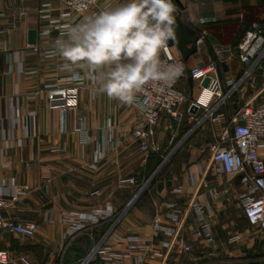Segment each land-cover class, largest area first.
Returning <instances> with one entry per match:
<instances>
[{
	"label": "crops",
	"instance_id": "obj_1",
	"mask_svg": "<svg viewBox=\"0 0 264 264\" xmlns=\"http://www.w3.org/2000/svg\"><path fill=\"white\" fill-rule=\"evenodd\" d=\"M41 1H0L2 11L20 6L27 9L23 20L14 25L8 35L0 38V129L11 126L15 120L13 118L19 117L20 127L16 134L18 137L28 135L25 145L10 149L12 163L2 170L1 175L26 182L33 188V198H20L15 206L4 211V215L16 221H33L38 224L32 238L0 232V248L8 250L14 257L26 254L28 260L24 264H44L50 254H57L61 262L66 239L64 233L69 224L66 221L48 223L45 210L49 206L63 215L113 211L111 218L71 234L75 238L86 235L88 239L86 247L74 250L80 257H72V263L68 264L88 255L114 223L122 227L132 226V234L153 235L155 241L160 243L163 236L153 225L156 220L163 223L168 221L163 214L169 211L168 204L174 201L181 212L179 233L191 244L192 251L185 256L181 246L174 244L164 260H147L144 264L222 262L215 252L206 248L203 241L192 234L194 214L189 205L190 199H179L173 191L189 166L197 169L198 163L203 162L209 167V154L203 150L207 145L187 135L189 129L186 127H190L193 121L184 115L181 123L170 128L171 118L165 115L155 125L154 139L161 146L160 152L164 157L171 136L184 139L185 142L162 175L144 188L147 182L145 177L154 169L157 156L145 154L132 134L134 127L142 121L139 108L134 104L110 99L106 94H94V89L99 85L88 77L87 68H63L65 61L56 49V31L49 36L40 35L41 29L48 23L38 13ZM125 2L100 0V5L104 8L116 7ZM181 3L183 9L177 13L184 24L194 31V36L204 35V42L188 58L184 57L176 44L170 42L171 53L184 59L188 67L206 64L211 58H217L219 64L225 63L227 67V70L222 69V80L236 79L241 73L237 44L253 21L264 25V0H181ZM52 5L55 8L52 14L56 17L59 1L52 0ZM31 29L36 30L35 44L28 42V31ZM214 48H222L219 57L214 54ZM53 49L56 50L55 55H45L46 50ZM162 55L163 50L160 53ZM76 71L85 77V87L79 93L76 109L65 112L51 108L45 94L37 102L29 99L37 89ZM189 77L186 76L180 82L188 100L206 99L204 86L197 79H193L191 84ZM261 86L258 84L246 88H250V93L256 92L260 96L264 94ZM245 94L239 95L238 100H232L229 105H224L222 110L226 116L234 110L236 104L248 99L249 95ZM186 108L187 103L180 109L185 112ZM31 113H34V117ZM81 124L86 127L87 138L78 129ZM200 125L201 128L204 126L202 123ZM95 157L99 159L95 161ZM30 158H33L32 163L27 166L26 162ZM131 177L136 178L134 184L122 182ZM224 188H229L228 193H223ZM218 189L219 193L213 201L216 237L223 242L234 232H240L243 236L235 246L225 248L223 244L220 245L222 255L229 258L230 263L240 261L234 258L247 256H253L251 258H254V262L263 261V256H256L264 254V238L248 224L243 214L239 199L242 187L238 176L221 174ZM48 199L50 203L44 205ZM221 206L225 208L221 209ZM234 248L235 252L230 254L229 250Z\"/></svg>",
	"mask_w": 264,
	"mask_h": 264
},
{
	"label": "built area",
	"instance_id": "obj_2",
	"mask_svg": "<svg viewBox=\"0 0 264 264\" xmlns=\"http://www.w3.org/2000/svg\"><path fill=\"white\" fill-rule=\"evenodd\" d=\"M58 1L56 17L52 14L55 9L52 0H42L38 6L39 15L48 22L47 26L41 29L40 35L45 37L56 31L55 42L67 39L68 29L80 24L86 16L104 9V6L100 5V0ZM26 14L27 9L23 6L8 8L6 11L0 9V38L8 35L12 27L20 23ZM203 42V34L196 36L194 45L197 50ZM35 48L40 49V47ZM213 50L217 57L222 54V48ZM237 52L243 71L240 77L223 81L218 76L217 58H211L206 64L188 67L184 59L171 53L169 41L168 51H163L160 58L165 64L182 65L183 71L172 80L149 82L137 94L133 103L139 108L142 121L134 127L132 134L145 154L161 150V146L154 139V127L163 116H170V128L176 123H181L184 115L198 124L211 121L215 130L214 141L203 148L209 154L210 168L203 162L198 163L197 169L189 166L173 191L179 199H190L189 205L194 214L191 232L203 241L206 248L218 255H222L220 245L223 244L225 248L235 246L243 238L240 232H234L220 242L214 231L213 201L219 193L218 185L223 173L238 176L242 187L239 199L243 214L248 224L264 238V100L253 104L258 94L251 92L248 99L236 104L234 110L227 116L222 110L236 92L245 94L246 86L254 87L261 84V89L264 91V25L262 23L253 21L249 25L237 44ZM55 54V49L45 51L47 56ZM186 76L199 80L201 85L205 78H209V83L204 86L207 98L203 101H191L184 112L180 108L187 103L188 96L180 87V82ZM84 87L85 77L76 71L37 89L29 99L37 102L40 96L45 94L51 108L68 112L77 108L78 96ZM202 109L204 111L200 113ZM31 114L34 117V113ZM13 119L15 120L11 126L0 129V232L32 238L37 231L36 222L16 221L4 215V211L15 206L20 198L24 196L33 198V188L28 183L1 175L2 170L12 163L13 156L10 149L23 146L27 142L28 135L18 137L16 134V130L20 127V118ZM78 129L84 132V137L87 138L85 125L81 124ZM174 139L175 136H171L169 142L172 143ZM97 159L99 157H95V161ZM32 160L33 158H30L26 165L30 166ZM122 182L134 184L136 178H125ZM222 191L228 193L229 188H224ZM49 203L48 199L43 204ZM168 207L169 211L163 214L168 221L163 223L156 220L153 225L154 229L163 236L160 243L155 241L153 235L132 234L130 233L132 226L122 227L119 223H114L88 255L81 259L80 264H141L147 258L164 260L174 244L181 246L184 255H188L192 251V246L179 233L181 212L174 201L170 202ZM224 208L221 206V209ZM112 216V210L95 211L89 215L58 214L51 206L45 210V220L48 223L68 222L69 228L64 233L66 236ZM235 249L229 250L230 254H233ZM27 260L26 254L14 257L8 250L0 248V264H24ZM44 264H61V262L56 255L50 254Z\"/></svg>",
	"mask_w": 264,
	"mask_h": 264
},
{
	"label": "clouds",
	"instance_id": "obj_3",
	"mask_svg": "<svg viewBox=\"0 0 264 264\" xmlns=\"http://www.w3.org/2000/svg\"><path fill=\"white\" fill-rule=\"evenodd\" d=\"M173 0H126L86 16L56 41L63 68H87L95 93L133 104L149 82L177 77L183 66L165 64L161 51L176 42Z\"/></svg>",
	"mask_w": 264,
	"mask_h": 264
},
{
	"label": "rangeland",
	"instance_id": "obj_4",
	"mask_svg": "<svg viewBox=\"0 0 264 264\" xmlns=\"http://www.w3.org/2000/svg\"><path fill=\"white\" fill-rule=\"evenodd\" d=\"M240 71L241 72L243 71V66L241 64H240ZM240 75H241V73H240ZM240 75H238V77H240ZM245 93H246V96H248L249 93H250V88H246ZM241 94H244V93L236 92V94L233 95L232 99L229 102L231 103L232 100H238L237 98H239V95H241ZM189 100L187 101V106L191 102ZM262 100H264V94H262V95L260 94V96L256 97L253 100V104H256V103H258V102H260ZM229 102H228V105L230 104ZM191 121H193V122L189 125L190 127H186V129H189V132H188L187 135H189V136L191 135L192 137H195L196 138L195 140H197V142L203 143L205 145H208L210 142H212L214 140V132L215 131H214V127L212 126L211 121L207 120L205 123H202V125L204 124V126L202 128L200 127L201 126L200 124L195 122V120L191 119ZM183 140L184 139L176 137L174 139V141L172 143H170L168 149L165 152V158H163L155 166V168L149 174L146 175L145 179L147 180V182H145L144 188H145L146 185L148 186L155 179L160 177L162 175V173L165 171V169L174 161V158H175L176 154L178 153L180 148L183 146V143L185 142V140L184 141ZM56 238L58 239V236H56ZM87 239L88 238H87L86 235H81L78 238H75V235H71V234L67 235L64 243L62 242L63 245H64V249L62 251V256H60L61 262L63 264L67 263L68 261L72 263V261L70 260L72 257H74V256L80 257V256H78L77 253H75V251L78 248L86 247ZM73 248L75 249V251H74ZM55 255H56V258L58 259V255L57 254H55ZM63 255H64V259H63ZM216 256L220 260H222V262H219L218 264H254V263L255 264H264V260L263 259H261L263 261H260V260H256L255 262L252 261L254 258L252 259L251 257H253V256H251V257L247 256V257H243V258L242 257L234 258V259H239L240 260V261H237L235 263H230L229 262L230 259L229 258L227 259V257H224V255L221 256V255L216 254ZM260 256L264 257V254H260V255H258L256 257H260ZM147 260H151V259L147 258L145 260V262ZM226 260H228V261H226ZM80 263H81V259L79 261L75 260V262L73 264H80ZM141 264H144V262L141 263Z\"/></svg>",
	"mask_w": 264,
	"mask_h": 264
},
{
	"label": "water",
	"instance_id": "obj_5",
	"mask_svg": "<svg viewBox=\"0 0 264 264\" xmlns=\"http://www.w3.org/2000/svg\"><path fill=\"white\" fill-rule=\"evenodd\" d=\"M173 4L175 5L176 11L174 13L177 21V26H176V36L177 40L175 43L170 41L172 44H176L179 49L181 50L182 54L184 55L185 58H188L192 54H194L197 50L196 46L194 45V40L196 39V36H194V31L188 27L186 24H184L182 18L180 15L177 13L178 10L183 9V5L181 3V0H173ZM28 42L30 44H35L37 42V35H36V30L31 29L28 31ZM216 59V58H215ZM222 69L227 70L226 64H217V72L220 80H222ZM189 81L192 84L193 82V77H189ZM209 83V78H205L203 81L202 85L207 86Z\"/></svg>",
	"mask_w": 264,
	"mask_h": 264
},
{
	"label": "trees",
	"instance_id": "obj_6",
	"mask_svg": "<svg viewBox=\"0 0 264 264\" xmlns=\"http://www.w3.org/2000/svg\"><path fill=\"white\" fill-rule=\"evenodd\" d=\"M214 141V140H213ZM151 154H154V155H156L157 156V163H156V165L164 158V156L162 155V153L161 152H152ZM155 165V166H156ZM155 168V167H154ZM74 249V248H73ZM75 250V249H74ZM68 261V260H67ZM69 263V261L67 262V263H65V264H68Z\"/></svg>",
	"mask_w": 264,
	"mask_h": 264
}]
</instances>
